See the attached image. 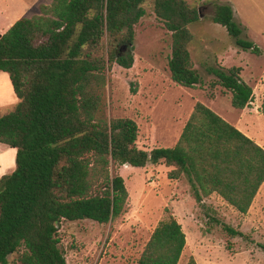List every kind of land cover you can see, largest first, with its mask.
I'll list each match as a JSON object with an SVG mask.
<instances>
[{
    "label": "trees",
    "instance_id": "1",
    "mask_svg": "<svg viewBox=\"0 0 264 264\" xmlns=\"http://www.w3.org/2000/svg\"><path fill=\"white\" fill-rule=\"evenodd\" d=\"M145 1L51 0L2 33L0 72L8 73L17 103L0 116V144L16 150L17 167L0 180V264H11L15 252L21 264H67L59 245L61 221L107 223L125 212L128 189L112 172L118 165L163 163L171 167L169 179L186 180L196 203L217 194L237 212H248L264 181V148L212 109L195 102L174 145L150 150L137 146L135 120L106 117L105 65H133L134 26L145 15ZM152 3L171 32V79L185 87L201 84L189 51V25L201 8L186 0ZM211 7L212 21L237 46L259 51L241 37L230 5ZM205 70L230 92L233 107L250 106L253 89L240 67ZM259 110L264 115V97ZM185 244L181 223L168 212L135 264H177ZM186 264L197 263L189 256Z\"/></svg>",
    "mask_w": 264,
    "mask_h": 264
},
{
    "label": "rangeland",
    "instance_id": "2",
    "mask_svg": "<svg viewBox=\"0 0 264 264\" xmlns=\"http://www.w3.org/2000/svg\"><path fill=\"white\" fill-rule=\"evenodd\" d=\"M50 1L0 0V33L18 18L37 13L40 4ZM186 1L202 11L199 19L189 25L194 36L189 51L202 77L201 84L185 87L171 79V32L156 18L152 0H146L145 15L134 26L133 65H105L106 117L135 120L136 144L141 149L169 147L177 141L189 112L199 101L210 109H218L222 118L264 147V115L258 108L264 97V0ZM211 3L230 5L233 20L242 30L241 37L252 41L257 53L237 46L225 27L212 21ZM205 49L206 54L202 55ZM215 65L240 67L241 79L253 89L250 106H232L231 94L205 70ZM2 73L12 87L8 73ZM13 95V106L1 109L0 116L13 110L17 102ZM10 149L14 148L0 144V157L5 163L11 159ZM170 169L163 163L113 167L112 172L123 177L128 189L126 210L120 218L107 223L90 219L61 221L59 245L67 264H135L153 228L168 212L175 215L187 235L177 264H186L189 256L197 264H264V182L248 212L241 214L217 194L207 197L203 205L196 203L184 178L167 177ZM223 225L242 235L229 234ZM19 253L9 256L11 264H21Z\"/></svg>",
    "mask_w": 264,
    "mask_h": 264
},
{
    "label": "crops",
    "instance_id": "3",
    "mask_svg": "<svg viewBox=\"0 0 264 264\" xmlns=\"http://www.w3.org/2000/svg\"><path fill=\"white\" fill-rule=\"evenodd\" d=\"M31 4V3H30ZM29 5V4H28ZM28 5H26V6H28ZM8 29V28H7ZM6 29V30H7ZM6 30H3L2 32H1V34L2 33H4ZM206 49H205V52L203 53L202 51V55H204V54H206ZM218 61V60H217ZM192 62H193V60H192ZM201 63H205L204 62V60H201ZM218 63V62H217ZM204 65H206V64H204ZM193 66H194V62H193ZM207 66V65H206ZM215 66H217V65H215ZM195 67V66H194ZM196 68V67H195ZM197 70H198V68H196ZM10 80V79H9ZM12 86V85H11ZM251 86V85H250ZM225 90V89H224ZM226 91V90H225ZM228 94L230 93V92H228V91H226ZM14 91H13V89H12V87H9V83H8V78H7V76L6 75H4L2 72H0V110L1 109H5L6 107H8L9 105L10 106H13V104H14V102H15V98H14ZM16 96V95H15ZM17 98V97H16ZM17 103V102H16ZM16 103H15V105H16ZM208 103H210V101L208 100ZM210 105H212V104H210ZM15 107V106H14ZM214 107V106H213ZM259 108V107H258ZM14 109V108H13ZM213 109V111L215 112V113H217V114H219V115H222V114H220V112H218V109H216V108H212ZM244 109V108H243ZM191 112V111H190ZM189 112V113H190ZM4 115V114H3ZM2 116V115H1ZM188 116H189V114H188ZM239 130L241 129V128H239V126L237 127ZM240 131H242L244 134H246L248 137H249V135L247 134V133H245L242 129L240 130ZM256 143H258V142H256ZM259 144V143H258ZM260 145V144H259ZM262 146V145H261ZM263 147V146H262ZM264 148V147H263ZM264 182V181H263ZM262 185V184H261ZM258 193V192H257ZM175 216V215H174ZM177 219V218H176ZM179 222V221H178ZM183 229V228H182ZM185 238H186V244H187V235L185 234ZM186 244H185V246H186ZM185 246H184V248H185Z\"/></svg>",
    "mask_w": 264,
    "mask_h": 264
},
{
    "label": "clouds",
    "instance_id": "4",
    "mask_svg": "<svg viewBox=\"0 0 264 264\" xmlns=\"http://www.w3.org/2000/svg\"><path fill=\"white\" fill-rule=\"evenodd\" d=\"M10 153H12L11 159L4 162L3 157H0V180H2L5 176H10L12 173L16 171V163H15V149H10Z\"/></svg>",
    "mask_w": 264,
    "mask_h": 264
},
{
    "label": "water",
    "instance_id": "5",
    "mask_svg": "<svg viewBox=\"0 0 264 264\" xmlns=\"http://www.w3.org/2000/svg\"><path fill=\"white\" fill-rule=\"evenodd\" d=\"M1 35H2V34L0 33V37H1Z\"/></svg>",
    "mask_w": 264,
    "mask_h": 264
}]
</instances>
